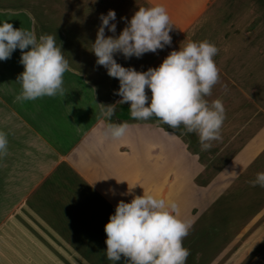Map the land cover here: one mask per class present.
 I'll return each instance as SVG.
<instances>
[{
  "label": "rangeland",
  "instance_id": "obj_1",
  "mask_svg": "<svg viewBox=\"0 0 264 264\" xmlns=\"http://www.w3.org/2000/svg\"><path fill=\"white\" fill-rule=\"evenodd\" d=\"M211 2L216 4L206 12L213 7L231 10L226 16L222 12L220 24L211 12L206 14L209 20H200L201 24L205 20V37L215 38L214 30L222 28L224 22L232 29L234 44H214L219 80L205 99L210 103L221 100L225 119L222 139L202 150L198 134H186L183 127L173 130L157 119L121 121L115 114L109 119L107 109L101 106L114 105L116 112L129 104L119 103V81L96 64L91 52L99 17L115 11L116 20L110 23L116 24L118 36L126 26L121 17L130 20L139 7L161 5L173 22L176 16L171 0H0V23L7 20L14 28L32 31L37 38L56 35L71 69L64 74L63 87L72 96L55 102L62 106L65 98L70 102L71 109H76L78 126L88 115L98 116L105 126H128L119 150L124 169L115 170L120 175L123 172L124 187L117 189L111 174L104 172L103 177L86 182L75 164L71 171L53 170L48 181L30 192L4 220L0 218V264H112L106 258L104 226L118 201L128 203L143 193L175 204V214L189 225L183 239L190 252L186 264H264V187L250 184L257 173L264 172V0ZM197 27L199 23L194 29ZM105 35L113 34L105 29ZM169 35L171 45L163 50L128 59L117 53L114 59L122 67L144 72L182 48L183 41H194L191 30L179 35L172 29ZM20 56L17 49L10 59L0 61V73L4 63V72L13 76L23 72ZM146 93L151 96L150 90ZM27 127L30 132H25L23 139L29 140L31 134L41 138L37 129L28 123ZM29 144L31 147L35 142L30 140ZM155 149L156 157L150 156ZM64 163L61 158L58 165L63 167ZM87 170L91 173L84 165L82 171ZM173 180H177L176 185ZM129 189L131 195H125ZM115 264H128L127 258L122 256Z\"/></svg>",
  "mask_w": 264,
  "mask_h": 264
},
{
  "label": "clouds",
  "instance_id": "obj_2",
  "mask_svg": "<svg viewBox=\"0 0 264 264\" xmlns=\"http://www.w3.org/2000/svg\"><path fill=\"white\" fill-rule=\"evenodd\" d=\"M91 52L96 64L106 69L110 78L119 81L116 95L120 104L130 105L134 120L156 118L171 129L183 127L185 133H196L202 150H209L212 141L222 139L220 130L225 119L223 102L205 99L219 80V70L214 62L218 53L208 41H189L179 50L171 51L156 68L138 72L116 62L119 53L125 59L140 58L146 53H156L171 45L169 33L173 27L166 9L161 5L139 7L118 36L116 13L109 10L101 15ZM105 29L111 36L105 35ZM19 49L20 64L24 71L17 77L19 102L41 97H64L63 77L70 71L69 62L57 45L56 35L43 34L37 38L32 31L14 28L9 22L0 23V61L11 58ZM150 90L151 96L146 93ZM110 119L115 114L114 105L103 106ZM127 124L109 123L102 136L119 140ZM174 135V134H173ZM8 154L7 133L0 131V157ZM238 176L237 173H232ZM119 183V182H118ZM255 187H264V172L250 181ZM125 195H131V190ZM176 206L162 198L143 193L133 196L130 202L118 201L114 214L104 226L106 258L112 264L127 258L128 264H186L190 252L183 246L189 225L175 214Z\"/></svg>",
  "mask_w": 264,
  "mask_h": 264
},
{
  "label": "crops",
  "instance_id": "obj_3",
  "mask_svg": "<svg viewBox=\"0 0 264 264\" xmlns=\"http://www.w3.org/2000/svg\"><path fill=\"white\" fill-rule=\"evenodd\" d=\"M171 1L174 10L173 14L176 16V18L171 19L173 21L171 25L173 30H176L179 35L189 34L191 30V36L194 37L192 40L194 41H211L210 43L213 45L217 43L218 45H226L225 43L234 44V39H232L234 35L231 34L232 29L224 22L221 24L222 28L219 26L217 30H214L216 35L212 39L205 37L204 34L207 31L203 33L202 28L205 20H209L206 14L211 12L213 19L217 17L220 24L223 21V18H221L222 12L226 16V14H230V8L218 10V7H213L206 12L207 8L216 4L211 2L214 0ZM174 6H177L176 10ZM206 17L207 19L201 24L200 20ZM234 17H240V15ZM195 23H199V27L196 29H194ZM238 23L234 22L236 25ZM214 24L215 22L212 23V25ZM183 42L187 43L189 41ZM4 66L5 63L3 64V69ZM2 70L0 73V131L7 133L8 154L0 157V218L4 220L14 209H17L20 202L22 203L27 199L30 192L38 190L39 186L48 181L53 176V170L61 171L67 169L71 171L72 164L76 165L75 168L78 167V171L81 172L83 175L81 176L85 178L86 182L103 177L104 172L106 175L111 174V183L117 189L119 185L124 187L123 172L120 175L115 170L124 169V156L120 155L119 150L125 143V137L119 140L104 138L102 133L107 126L103 125L96 115H93V117L88 115V119L80 121L78 126L76 109L74 107L71 109L70 102H67L66 98L64 106L55 102V100L60 101L63 98L59 95L55 97L45 96L32 101H17L16 96L20 92V85L14 81L17 80V77L22 72L13 76L10 72ZM12 81L14 82L13 85ZM68 92L65 95L72 96ZM68 100L70 99L68 98ZM71 117L75 120H72ZM80 119H83V117ZM27 123L38 130L41 138L31 134L29 140L23 139L25 132L27 135L30 132ZM30 140L35 142L34 146L30 147ZM93 140L95 142L92 143L91 141ZM52 146L53 148L57 146L60 149V153H56ZM109 148L111 149L109 150ZM157 154L158 152L155 149L150 156L156 157ZM15 155L18 157L15 158ZM61 158L66 164L63 167L58 165V162L59 164L61 162ZM84 165H88L91 173H88V170L86 173L82 171ZM110 167L111 172L109 170ZM173 181L176 185L177 180ZM11 193L16 194L11 196ZM4 202L7 206L12 207H9L10 209L5 207Z\"/></svg>",
  "mask_w": 264,
  "mask_h": 264
},
{
  "label": "trees",
  "instance_id": "obj_4",
  "mask_svg": "<svg viewBox=\"0 0 264 264\" xmlns=\"http://www.w3.org/2000/svg\"><path fill=\"white\" fill-rule=\"evenodd\" d=\"M129 107L130 105H126V106H122L119 108L118 111L115 112V116L118 120H121V121H140V120H134L131 115H130V112H129ZM150 119H156V118H150ZM158 120V119H157ZM160 121V120H158Z\"/></svg>",
  "mask_w": 264,
  "mask_h": 264
}]
</instances>
